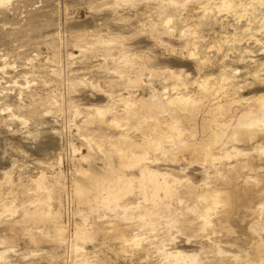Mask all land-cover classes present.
<instances>
[{
	"label": "bare ground",
	"instance_id": "6f19581e",
	"mask_svg": "<svg viewBox=\"0 0 264 264\" xmlns=\"http://www.w3.org/2000/svg\"><path fill=\"white\" fill-rule=\"evenodd\" d=\"M76 2L0 65V264H264V0Z\"/></svg>",
	"mask_w": 264,
	"mask_h": 264
},
{
	"label": "rangeland",
	"instance_id": "374dc122",
	"mask_svg": "<svg viewBox=\"0 0 264 264\" xmlns=\"http://www.w3.org/2000/svg\"><path fill=\"white\" fill-rule=\"evenodd\" d=\"M77 0H15L11 7L9 8L10 16H7L5 13H0V33L5 34L7 31H9L11 28L17 27L20 29L21 36H18V38L14 39L11 42L5 41V43L0 44V65L3 63H13L17 62V69H10L11 67H8L7 71L9 72V75H11V80H21V75L23 72L28 71L29 68L25 66L24 64L26 62H29L30 58H33L34 65L38 64V58L34 56L35 52L33 51L35 49V46L38 42H44L46 34L43 33V29L52 27L51 21L47 19L44 16V13L53 14L54 12L57 13L56 10H62L63 8H67V11L69 13L70 18L78 17L80 19H85L87 14H89L90 11L98 10L100 7H97L95 9H90L89 7L93 4H77ZM96 4V2L94 3ZM79 14V15H78ZM45 35V36H44ZM263 37L264 40V32H260L259 37ZM47 39V38H46ZM51 40L50 38H48ZM70 37L68 35L64 36V41L67 42V45H71L69 43ZM61 42L59 39H55L52 42ZM238 47H244L248 46L249 49H251L254 54L259 53L260 50L263 48L262 43H256L254 41H242L238 42ZM73 49V48H71ZM74 50V49H73ZM74 52H76L74 50ZM5 53H8V55H3ZM225 52H221L218 55V58L223 59V54ZM64 61V59H63ZM229 61V60H228ZM196 77H188V81H191L192 78H198ZM10 85V87L13 86V82L8 83L5 79H2V86ZM15 128H20L21 125L18 123H15L13 125ZM5 132V131H3ZM5 135L0 133V150L3 146H5L6 142L4 140ZM15 139L18 143L22 144L23 147L29 151L32 152L34 156L41 157L43 156L41 149L42 148H56V143L51 142L50 145H46L45 138L40 137V139L35 143L32 141V139H28V143L26 144L23 142V140L19 139V137H11ZM30 142V143H29ZM17 159L20 161H27L26 157L21 154V152L15 150L11 151ZM30 153V154H32ZM184 163H186L188 166H190L191 160L188 156H184L183 160ZM42 169L46 168L45 165L40 164ZM231 226L234 227L235 230L238 229L236 224L234 222H231ZM223 233H226V231H223ZM46 243V244H44ZM50 242H43L42 246L44 248L49 247ZM46 248V249H47ZM13 258H16L13 256ZM12 264V263H7ZM13 264H35L34 262H25L20 263L19 261L14 262ZM38 264V263H37ZM40 264V263H39Z\"/></svg>",
	"mask_w": 264,
	"mask_h": 264
}]
</instances>
